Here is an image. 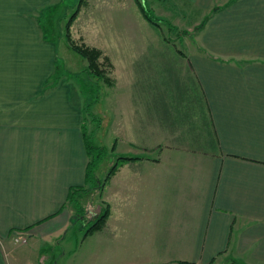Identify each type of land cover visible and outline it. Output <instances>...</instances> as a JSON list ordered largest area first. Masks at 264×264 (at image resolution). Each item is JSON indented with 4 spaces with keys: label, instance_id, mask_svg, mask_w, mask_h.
<instances>
[{
    "label": "crops",
    "instance_id": "obj_1",
    "mask_svg": "<svg viewBox=\"0 0 264 264\" xmlns=\"http://www.w3.org/2000/svg\"><path fill=\"white\" fill-rule=\"evenodd\" d=\"M59 1L0 0V264H264V0H168L205 23L200 49L149 55L161 148L120 168L124 207L88 235L67 200L86 179L84 106L43 24Z\"/></svg>",
    "mask_w": 264,
    "mask_h": 264
},
{
    "label": "rangeland",
    "instance_id": "obj_2",
    "mask_svg": "<svg viewBox=\"0 0 264 264\" xmlns=\"http://www.w3.org/2000/svg\"><path fill=\"white\" fill-rule=\"evenodd\" d=\"M141 3L160 20L158 25L144 18L135 0H60L44 14V28L58 43L60 68L57 72L74 83L77 98L87 110L85 126L93 143L108 150L97 170L99 186H102L80 194L77 204L68 203L75 216V229L85 231L86 235L104 230L112 211L115 209L116 214L124 207L117 205L120 204L118 197L112 200L109 195L113 192L111 183L116 174L105 183L118 156L134 158L122 165L134 167V161L154 157L161 148L145 139L154 123L146 93L149 55L159 53L162 47H169L183 57L200 49L197 41L203 21H198V15H182L168 0H141ZM77 9L79 13L70 27L72 39L103 52L109 60L110 67L105 63V70L114 81L112 86L94 75L89 77L85 71L87 60L69 48L66 22ZM107 207L108 217L99 226ZM25 237V241L15 243H27L28 236ZM72 257L67 255L69 264Z\"/></svg>",
    "mask_w": 264,
    "mask_h": 264
},
{
    "label": "trees",
    "instance_id": "obj_3",
    "mask_svg": "<svg viewBox=\"0 0 264 264\" xmlns=\"http://www.w3.org/2000/svg\"><path fill=\"white\" fill-rule=\"evenodd\" d=\"M138 4L144 18L154 24L158 25L159 19L153 16V14L147 10L141 3V0H135ZM79 13V9H77L71 17H69L68 21L66 22V39L68 42L69 47L74 50L76 53H78L81 57L87 60L88 65L85 69L86 74L91 77L92 75L96 76L98 80L104 81L107 85L112 86L114 85V81L108 77L107 71L105 70V63L109 66V60L108 58L103 55V52L100 49H97L95 47H90L86 45L85 43L78 44L76 43L71 36L70 33V27L72 23L74 22L77 14ZM167 26L171 27V25L166 21L165 22ZM205 23L202 24L201 29L203 28ZM110 67V66H109ZM61 77L58 75L54 76V80H58ZM52 84L51 80L47 82L46 86ZM87 121V110L86 107H84V145L85 149L89 158L87 167H86V179L85 184L80 187H74L70 189L68 193V203H75L77 204L78 196L83 193H87L89 190L96 189L99 186V180L97 179V170L102 163V161L105 159V157L108 155V150L105 147L96 146L93 143V138L90 133H88L87 127L85 126V123ZM132 157L127 156H118L116 162L113 164V166L110 168L108 176L106 178L105 183L114 175L117 173V171L121 168V166L129 161L133 160ZM104 184V183H102ZM97 185V186H96ZM97 188V189H98ZM108 207L106 208L105 212L102 217L99 219V226L101 225L102 221H105V219L108 217ZM91 230V229H90Z\"/></svg>",
    "mask_w": 264,
    "mask_h": 264
},
{
    "label": "built area",
    "instance_id": "obj_4",
    "mask_svg": "<svg viewBox=\"0 0 264 264\" xmlns=\"http://www.w3.org/2000/svg\"><path fill=\"white\" fill-rule=\"evenodd\" d=\"M25 239L27 238L25 237L24 234H17V236L15 237L16 242H19L20 240L25 241Z\"/></svg>",
    "mask_w": 264,
    "mask_h": 264
}]
</instances>
